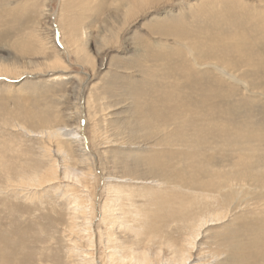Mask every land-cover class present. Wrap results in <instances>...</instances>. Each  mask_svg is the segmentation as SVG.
<instances>
[{
    "label": "rangeland",
    "instance_id": "rangeland-1",
    "mask_svg": "<svg viewBox=\"0 0 264 264\" xmlns=\"http://www.w3.org/2000/svg\"><path fill=\"white\" fill-rule=\"evenodd\" d=\"M186 118L201 146L159 144ZM0 237L10 264H264V0H0Z\"/></svg>",
    "mask_w": 264,
    "mask_h": 264
},
{
    "label": "bare ground",
    "instance_id": "bare-ground-1",
    "mask_svg": "<svg viewBox=\"0 0 264 264\" xmlns=\"http://www.w3.org/2000/svg\"><path fill=\"white\" fill-rule=\"evenodd\" d=\"M155 114H156V112H155ZM157 116V114L155 115V117ZM157 118V117H156ZM172 120V119H171ZM185 121H186V123H184V121L182 120V125L180 126V127H182V126H185L186 124V127L185 128H183L184 129V134L183 135H181V137H180V134H179V130L177 131V129L178 128H180V127H177V128H175V130H173V131H170V132H168V133H165L164 131H165V129L164 130H162V132H163V134H164V136L165 137H167V139H165V137L163 138V140H161L160 142H159V144H161V142H164V144H165V142H166V144L167 145H165V148L167 149V148H169V149H171V148H175V147H177V148H180V147H184L183 145H185V143L187 144V142H189L190 144H194L195 146L196 145H198V146H201V143L203 142V141H205V139H204V136H203V129H200L199 131H197L196 133H189L188 132V128H187V126L188 125H191L190 124V121L188 120V118H186L185 119ZM174 125V122H172V123H168V126L169 127H171V126H173ZM199 126V128L201 127L200 125H198ZM167 129V128H166ZM237 129H238V127H237ZM196 130V129H195ZM244 130V129H243ZM166 131H168V129L166 130ZM161 132V130L159 131V132H156L157 134L158 133H160ZM192 135H195L196 136V139H197V142L195 143V138L192 136ZM190 144H188V145H190ZM191 147V146H190ZM194 147V146H193ZM229 148H230V146H228ZM242 148V147H241ZM188 151H189V149H188ZM191 152V151H190ZM242 153V152H241ZM189 154H187V155H185V157L186 158H188L189 159V156H188ZM193 155V154H192ZM243 155V154H242ZM193 156H195V155H193ZM192 157V156H191ZM190 160V159H189ZM193 160H194V158H193ZM203 160V159H202ZM191 162V161H190ZM183 163L185 164V162H184V160H183ZM192 163V162H191ZM195 164H196V162H194ZM254 164V163H253ZM162 165H164V164H162ZM165 165H167V164H165ZM188 165H190V164H188ZM162 167H164V166H162ZM170 167V166H169ZM169 167H167L168 169H169ZM188 167V166H187ZM194 167H195V165H194ZM166 168V169H167ZM171 169V168H170ZM202 169V168H201ZM204 169V168H203ZM188 170V169H187ZM196 170V169H195ZM199 170V169H198ZM176 171V170H175ZM178 171H180V170H177V172ZM183 171V170H182ZM192 171H193V169H192ZM176 172V173H177ZM201 172V171H200ZM168 174V173H167ZM182 174V173H181ZM185 174V173H184ZM165 175V174H164ZM183 175V174H182ZM169 176V175H168ZM175 176V175H174ZM170 177V176H169ZM235 177V176H234ZM166 179H167V177H166ZM231 187V186H230ZM232 189V188H231ZM111 201V200H110ZM81 206V205H80ZM79 206V207H80ZM93 205H91V207H92ZM88 207V206H87ZM87 207H84L83 208V212H84V214H86V212L85 211H87L88 209H87ZM91 207H89V210H90V214H91V212H93V209L91 208ZM81 208V207H80ZM113 212H115L114 211V208L112 207V206H107V205H105V207L103 208V214H104V216H106V217H108V215H111ZM105 220H107V219H105ZM88 221V220H87ZM116 221V220H115ZM199 222H201V223H203L202 221H199ZM89 223V222H88ZM90 223H91V221H90ZM116 223V222H115ZM111 225H112V223H111ZM113 227V226H112ZM109 230V229H108ZM111 230H112V228H111ZM110 230V231H111ZM194 231V230H193ZM109 232V231H108ZM109 236V242H111L112 243V241H113V238H114V234H108ZM247 237V236H246ZM4 239H5V237H3ZM2 237H0V243H1V241L2 240H4ZM186 241V240H185ZM3 242V241H2ZM173 245V244H172ZM92 246V245H91ZM180 247V246H179ZM187 248V247H186ZM262 248H264V247H262ZM177 249V248H176ZM127 251V250H126ZM182 251H183V253H182ZM176 250V252L175 253H178V255H175V258H174V260H172L171 262H170V264H188L189 262H190V258H191V256H190V254H189V252H186L185 253V251L184 250ZM126 253V252H125ZM129 253V252H128ZM127 253V255H121L120 257H119V254H117V252H115L114 254H112L111 256H109V259H110V261H118L120 264L121 263H125L126 262V264H155V262H153L150 258H149V256H148V252L147 251H145V250H143L142 252H139V253H137V255H136V252H134V251H132V252H130L129 254ZM180 253V254H179ZM122 254V253H121ZM124 254V253H123ZM155 258L157 257V256H154ZM86 261V260H85ZM89 261V260H88ZM93 261H94V259H93ZM159 261H162L161 259H159ZM159 261H158V263H159ZM113 263V262H112ZM0 264H10L9 263V260H8V258L7 257H3L2 258V260L0 261Z\"/></svg>",
    "mask_w": 264,
    "mask_h": 264
}]
</instances>
